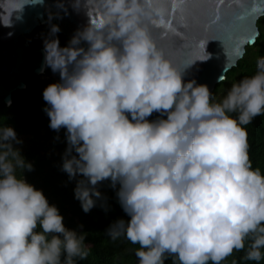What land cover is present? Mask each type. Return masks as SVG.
Segmentation results:
<instances>
[{
	"label": "clouds",
	"instance_id": "obj_1",
	"mask_svg": "<svg viewBox=\"0 0 264 264\" xmlns=\"http://www.w3.org/2000/svg\"><path fill=\"white\" fill-rule=\"evenodd\" d=\"M152 3L75 0L89 20L65 47L50 24L44 63L60 80L42 95L49 127L66 129L62 171L83 177L74 198L85 213L98 202L107 210L98 186L109 182L128 219L106 235L138 246L137 264H264V172L250 160L246 129L264 115V56L217 101L184 79L191 65L179 70L157 46L145 22ZM11 17L0 7V24L11 28ZM22 143L0 126V264H79L90 255L86 234L67 228L26 181L33 165L15 147Z\"/></svg>",
	"mask_w": 264,
	"mask_h": 264
},
{
	"label": "water",
	"instance_id": "obj_2",
	"mask_svg": "<svg viewBox=\"0 0 264 264\" xmlns=\"http://www.w3.org/2000/svg\"><path fill=\"white\" fill-rule=\"evenodd\" d=\"M33 2L7 0L0 4L8 16L12 15L13 24L11 28L0 24V104H9L13 93L25 87L22 72L37 76L45 67L42 49L19 42L21 36L30 35L44 23L45 9L55 15L60 33L70 39L89 20L86 9L73 6L75 0ZM251 3L252 0H183L182 4L179 0H153L151 6L146 5L149 16L145 22L157 46L175 67L184 70L191 65L184 79H195L212 93L221 82L219 78L241 59L236 57V50L243 48L245 52V47L259 36L257 21L264 16V8H252ZM157 115L153 113L148 119Z\"/></svg>",
	"mask_w": 264,
	"mask_h": 264
},
{
	"label": "trees",
	"instance_id": "obj_3",
	"mask_svg": "<svg viewBox=\"0 0 264 264\" xmlns=\"http://www.w3.org/2000/svg\"><path fill=\"white\" fill-rule=\"evenodd\" d=\"M49 16L53 17L51 21ZM44 19V23L30 35L21 36L20 44L28 42L32 48L44 50L43 41L50 32V24L58 25L55 15L47 9L44 10ZM257 27L260 33L256 42L245 47L243 58L226 73L223 81L215 85L212 92L215 100H220L233 82L255 73L257 58L264 56V16L258 19ZM57 37L61 47L68 45L70 38L60 32ZM21 75L25 87L13 93L9 105L0 104V126L12 127L17 138L23 141L15 147L20 148L26 161L33 165V171L23 172L24 178L42 190L49 204L59 209L67 228L86 234L90 255L79 264H137L132 249L138 246L124 239L111 241L106 235V229L111 223L121 218L128 219L109 182H102L98 186L102 196L107 198V210L100 206L103 202H98L96 207L85 213L80 202L74 198L76 180L83 177L69 180L67 173L62 171V158L67 148L66 129L57 132L49 127V117L44 111L47 105L42 95L49 84L59 82V74L45 66L40 75L25 72ZM246 129L250 160L254 168L258 167L264 172V115L256 117ZM242 255L234 253L237 259ZM232 259L229 257L225 264H230ZM166 264H171V260L166 261Z\"/></svg>",
	"mask_w": 264,
	"mask_h": 264
},
{
	"label": "bare ground",
	"instance_id": "obj_4",
	"mask_svg": "<svg viewBox=\"0 0 264 264\" xmlns=\"http://www.w3.org/2000/svg\"><path fill=\"white\" fill-rule=\"evenodd\" d=\"M44 68H42V70H43Z\"/></svg>",
	"mask_w": 264,
	"mask_h": 264
},
{
	"label": "rangeland",
	"instance_id": "obj_5",
	"mask_svg": "<svg viewBox=\"0 0 264 264\" xmlns=\"http://www.w3.org/2000/svg\"><path fill=\"white\" fill-rule=\"evenodd\" d=\"M36 37V36H35Z\"/></svg>",
	"mask_w": 264,
	"mask_h": 264
}]
</instances>
